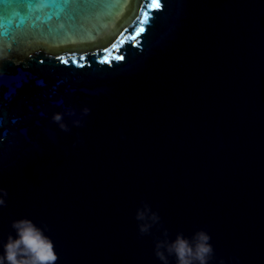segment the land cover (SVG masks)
<instances>
[{
	"label": "water",
	"instance_id": "95a60500",
	"mask_svg": "<svg viewBox=\"0 0 264 264\" xmlns=\"http://www.w3.org/2000/svg\"><path fill=\"white\" fill-rule=\"evenodd\" d=\"M158 2H0V242L29 218L55 264H160L145 201L170 237L264 264V0Z\"/></svg>",
	"mask_w": 264,
	"mask_h": 264
},
{
	"label": "clouds",
	"instance_id": "9594fccd",
	"mask_svg": "<svg viewBox=\"0 0 264 264\" xmlns=\"http://www.w3.org/2000/svg\"><path fill=\"white\" fill-rule=\"evenodd\" d=\"M6 53L0 50V59ZM91 109L81 106L79 112L67 106L62 112H53L49 119L62 131H69V123L64 117H70V123L74 127L83 125V117ZM7 191L0 188V207L6 203ZM133 219L137 221L139 235H148L153 227L160 230V236L153 241V254L160 264H228L224 257H216L211 237L204 229H197L191 236H185L177 232L170 237L168 229L162 226L161 218L147 202L141 201L133 212ZM13 234H9L3 242H0V264H55L58 257L54 251V245L46 235V226L41 227L29 218L14 219L10 223Z\"/></svg>",
	"mask_w": 264,
	"mask_h": 264
},
{
	"label": "snow or ice",
	"instance_id": "6c2138e0",
	"mask_svg": "<svg viewBox=\"0 0 264 264\" xmlns=\"http://www.w3.org/2000/svg\"><path fill=\"white\" fill-rule=\"evenodd\" d=\"M0 2H4V0H0ZM9 2H14V3H23L24 0H9ZM145 3H150L151 5H155L156 8H159L161 5L160 3L158 2V0H145ZM145 15H148L147 13H145ZM0 20H2V17H0ZM144 29L142 27L138 28V29H134L133 30V33L132 34H129V37L128 39L129 40H132L134 41L136 39V36H138L140 34V32H143ZM135 46V45H134ZM80 60H83L84 57H80L79 58ZM114 59L119 61V60H122L123 59V56L121 55H115L114 56ZM62 63H67V61H61ZM102 63L104 62H108V58L107 57H104L102 60H101ZM72 63H77L76 61H72ZM80 66H83V65H80Z\"/></svg>",
	"mask_w": 264,
	"mask_h": 264
}]
</instances>
